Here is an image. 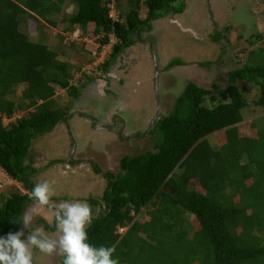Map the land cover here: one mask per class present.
Here are the masks:
<instances>
[{
  "label": "trees",
  "instance_id": "1",
  "mask_svg": "<svg viewBox=\"0 0 264 264\" xmlns=\"http://www.w3.org/2000/svg\"><path fill=\"white\" fill-rule=\"evenodd\" d=\"M70 1L75 6L67 17L70 26L83 33L92 23L93 32L102 34L101 44L114 36L100 65L106 71L151 20L170 10L181 12L184 0H127L128 9L118 17L110 14L112 0ZM60 2L0 0V167L30 192L32 176L42 169L31 166L32 142L52 131L66 113L54 99L55 89L73 98L80 90L69 82L71 65L19 26L22 16L35 23L48 20ZM141 2L147 9L144 18ZM243 82L257 86L253 104L264 109V63L242 61L231 67L223 86L185 84L171 111L154 123L161 137L153 150L123 156L117 173H104V206L87 228L88 243L114 247L119 264H138L137 248L145 254L144 264H264V113L243 121L242 109L250 105ZM30 197L18 190L1 200L0 237L20 231L18 221ZM125 224L124 233L116 232ZM164 227L176 231L170 241L162 236Z\"/></svg>",
  "mask_w": 264,
  "mask_h": 264
},
{
  "label": "rangeland",
  "instance_id": "2",
  "mask_svg": "<svg viewBox=\"0 0 264 264\" xmlns=\"http://www.w3.org/2000/svg\"><path fill=\"white\" fill-rule=\"evenodd\" d=\"M236 1L186 0L185 5L183 1L184 11L178 16L183 25L193 24L201 31L206 28L213 31L214 24L210 20V16L213 14V19L219 24H215L218 28L215 27L217 30L213 31L216 38L220 37L219 32H217L222 29L220 24L226 23V26L230 28V36L224 42L225 53H223V47L219 42L214 43V45L202 43L196 46L194 41L197 40L189 33L182 32L178 25L170 21V16L165 15L152 21L153 30L151 33L148 31L141 33V38H143L140 39L141 41L152 38L153 42L148 39L146 44L138 43L140 46H132L129 54L117 58L110 64L107 71L102 70L100 65L108 57L110 48L115 42L114 36H110L108 43L101 44L102 34L93 32L92 23L88 24L84 34L78 26H70L67 17L75 11V6L70 0H62L58 12H49L46 15L48 20L39 19L35 23L27 16H22L20 29L27 33L31 39H40L45 42L49 48L55 50L57 59L71 65L69 70L72 73V78L69 82L80 90L77 104L85 109L84 112L91 113L93 111L99 124L110 125L111 120L115 119L113 126L108 129H95L87 124L86 116L69 113L66 120L61 119L52 131L34 139L30 151L32 155L31 166L37 168L47 166V164L50 166L48 174L45 171L35 173L32 176L34 186L44 182V179L47 180L56 193L52 198L54 205L62 201L79 200L87 202L93 208V216L103 209L92 206V199L94 197L100 199L99 197L106 187V181L102 182L104 179L102 173L107 171L113 174L117 173L121 157L137 156L152 150L155 139L161 137L158 129L153 130L155 124L150 126L149 122L147 124L145 122L148 119L147 115H154L158 108L154 84L143 81L138 85L136 84L139 78L141 80L150 71L153 72V53L157 60L158 69L164 71L160 74L158 83V94L162 107L160 118L171 111L176 97L188 80H193L200 86L211 88L212 79L208 78L209 80H207L206 77L200 76L202 70L207 71L205 66H209L206 62L208 59L213 58L218 61V58H222L219 66L225 77L228 69L240 66L242 61H248L251 65L264 63V0H242L243 2L239 5H235ZM110 7V14L113 17H118L121 10L125 12L128 9L127 0H112ZM146 10L141 2L139 9L141 18L146 16ZM228 11L230 14L227 13ZM49 21H53L54 24ZM220 38L224 39V33ZM153 43L154 46H152ZM242 48L244 51L239 52ZM223 57L225 63H222ZM172 61L175 63L169 66ZM223 68L225 69L223 70ZM81 83L87 86V90L84 85H80ZM218 83L220 86L224 85V81H218ZM241 85L245 88L244 93L250 103L247 108L242 109L243 121L257 119L264 113L263 108L253 104L258 93L257 86L246 82L241 83ZM94 90L97 92L94 93ZM98 90L104 91V93ZM9 97L15 98L13 94ZM54 99L61 109L68 110L70 106H73L75 98L70 96L65 89L57 87ZM111 111L116 116L110 115ZM13 119V116L4 118L3 122L8 123ZM149 127L151 128L150 133L140 134L144 130H148ZM131 132H134V136L128 137ZM74 144V159L85 156L93 159H88V163L86 161V164L82 166L70 167L67 163V157ZM54 159L60 160L57 163L59 176L56 175V177H54L55 172L53 170L56 163L50 162ZM94 165L100 169L99 172H95ZM18 190L21 193H27V189L22 186L21 182L12 180L0 169V202ZM31 193L28 192L29 195ZM34 210L36 213L32 225L36 227L39 224L44 236L50 239L57 238L59 233L56 229L53 212L44 209L39 212V209L34 207V201H31L25 206L23 215L26 211L34 212ZM44 214L48 226L45 224V219H38ZM137 218L138 216H136ZM188 219L191 223L194 222L193 215H188ZM170 220V218L166 219V221ZM128 227L129 224H125L123 227L117 226L116 232L124 233ZM50 228L55 230L52 231ZM165 229H162L165 232L162 236L170 241V237L176 231L174 228L173 231ZM23 232H26L25 228H23ZM27 236L28 233L22 239H27ZM170 244L174 247V244ZM133 251L136 252L135 260L137 263L144 264L145 254L137 253L138 248ZM36 254V261L39 259L43 262L49 258L48 255L39 251ZM52 257L57 264L62 258L59 256ZM147 262L153 264L150 263V260Z\"/></svg>",
  "mask_w": 264,
  "mask_h": 264
},
{
  "label": "clouds",
  "instance_id": "3",
  "mask_svg": "<svg viewBox=\"0 0 264 264\" xmlns=\"http://www.w3.org/2000/svg\"><path fill=\"white\" fill-rule=\"evenodd\" d=\"M156 82H158V80ZM212 83L213 82L211 81V84ZM157 88L158 86L156 83V87L154 84V89L156 90L155 93L158 94ZM157 102V112L151 125H154L156 119L160 118L162 107L158 98ZM150 129L151 128L149 127V130ZM88 159L90 160V158H87V163ZM59 161L60 160L58 159L50 161L56 163L55 168L53 169L55 172L54 177H56V175L59 176L57 173V163H59ZM91 163L93 164V162ZM48 165L49 164H47V166L40 167L42 169L37 173H43L46 171L48 174L50 167ZM0 169L5 173V175L10 177L1 167ZM59 171L63 173L61 170ZM102 176L106 181L104 173H102ZM10 178L14 180L12 177ZM48 179L51 178L48 177ZM33 187L31 195L28 194V192H30L29 190H27L26 194L31 196L30 198L32 199L31 201H34L35 208L53 212L56 229L59 235L55 239H50L43 235L42 229H37L36 232L33 233V231L29 228H31L33 224L35 213L33 211H26L24 215L22 213V222L18 221V223H22L21 228L23 226V228L26 229V232L24 233L23 230L20 229V231L16 233H9L6 237H0V264H34V250L48 256L62 257V264H119V260L113 258V254L115 253L114 247H95L87 242V228L93 220V208H91L87 202H81L79 200L62 201L59 204L54 205L52 198L56 193L47 180L44 179V182L37 183L35 186L33 184ZM102 195L99 197L100 199H92L93 207L95 206L98 209L103 208L104 201L102 200ZM40 218L41 217L38 219ZM27 233H30L27 236V239H22Z\"/></svg>",
  "mask_w": 264,
  "mask_h": 264
},
{
  "label": "flooded vegetation",
  "instance_id": "4",
  "mask_svg": "<svg viewBox=\"0 0 264 264\" xmlns=\"http://www.w3.org/2000/svg\"><path fill=\"white\" fill-rule=\"evenodd\" d=\"M241 2H243V1L242 0H237L235 5H239V3H241ZM185 4H186V0H184V5ZM184 7L185 6H183V8ZM183 8H182L181 12L184 11ZM181 12H176V11L170 10V11H167L166 13H164L162 16H159L157 18L164 17L165 15H169L170 16V21L173 22L174 24L178 25L180 27V29H181L182 32L189 33L190 35H192V37L194 39H196L197 41H199V42L194 41V42H196V46L198 44H202V43H208V44L214 45V43L219 42L222 45V47H223V53H225L226 47H225V43L224 42L227 41V39H229V36H230V33H229L230 28H228L226 26V23H224L223 25L220 24V26H222V29H221V31H217V32H219L220 37H222V34L224 33V39L223 38H220V37L216 38L213 31L214 30L215 31L217 30V29H215V27L216 28H218V27L215 24H218V23H216L215 20L213 19L214 18L213 14L210 16V18H211L210 20H211L212 24H214L213 31L212 30H209L207 28L204 29V31H201L200 29H197L193 24L192 25H183L182 22H181V20L178 18V16L181 14ZM227 13L230 14V11H228ZM157 18H155V19H157ZM152 21L153 20L150 21V28H148V29H142L141 30V33L144 32V31H148L149 33H151V31L153 30L152 29L153 28ZM182 29H184V30H182ZM140 39H143V38H141V35H140L139 38H136V40H135V42H134V44L132 46H134V45L140 46L138 43L146 44V42H148L146 40H148V39L153 42V39L152 38H147L145 41H141ZM132 46L129 49H126L125 51H127V52H124L121 55H128L129 54V51L132 49ZM152 46H154V43H153ZM152 57H153V60H154L153 72L150 71V73L147 74L145 77H143V79H141V80L139 78L136 81V84L137 85L141 81L146 82V83H148V82L151 83L152 82L153 84H155L154 81H155V79H157L158 82H156V83H157V86H158V83H159V80H160V74L162 72H164V71L158 69V66H157L158 64H157V60H156V57H155V54L154 53H153V56ZM221 59L218 58V61H217V59H213V58H210V60L208 59L206 62H207V64L209 66H205L207 68V71L204 72L202 70L203 73L200 72L202 74L200 76L206 77L207 80L212 79L211 81H214V82H217V83H218V81H224L225 76L223 75L224 73L223 74L221 73L222 70H221V67L219 66V62L222 61ZM211 60H214V61H211ZM155 62H156V69H155ZM222 63H225L224 57H223V62ZM224 69L225 68H223V70ZM85 88L87 90V86H85ZM98 91H100L101 93H104V91H101V90H98ZM93 92L96 93L97 91L94 90ZM90 94H91V92H90ZM155 94H156V98H158L160 100L159 94H157V93H155ZM77 99L78 98H75L74 99L73 106H70L69 109L66 110V113H65V115L63 117H67V115L69 113L70 114H75V115L86 116L87 117V124L91 125L95 129H108L110 126H113V124H114L113 121L115 120L114 118H112L114 120H111L110 125H107V124H104V123L103 124H99L97 122V117H95L93 111L91 113L90 112H87V113L84 112L85 109L82 106H80V105L77 104ZM112 112L113 111H111L110 115H115ZM155 115H156V113L154 115L152 114V116L151 115L150 116L147 115V118L148 119H146V121H145L146 124L148 122H149V124H151L152 121H153V119L155 118ZM63 117H62V119L65 121L66 118H63ZM122 126H123V124H122ZM148 130H144V132H141L140 134L145 133ZM137 132H140V131H137ZM119 136H120V133H119ZM127 139H128V137H127ZM74 153H75V144L73 145L72 150L70 151V153H69V155L67 157V163H69V166L70 167H74L75 168V167L82 166L83 164H86L87 156L74 159L73 158V157H75ZM33 261H34V257H33ZM34 263H35V261H34Z\"/></svg>",
  "mask_w": 264,
  "mask_h": 264
},
{
  "label": "crops",
  "instance_id": "5",
  "mask_svg": "<svg viewBox=\"0 0 264 264\" xmlns=\"http://www.w3.org/2000/svg\"><path fill=\"white\" fill-rule=\"evenodd\" d=\"M150 126H151V124H150ZM152 126H153V125H152ZM134 132H135V131H134ZM134 132H131L132 135L130 134L129 136H130V137L134 136V134H133ZM129 136H128V137H129ZM152 150H153V149H152ZM90 159H93V158H90ZM42 177H44V176H42ZM104 181H105V180L103 179L102 182L104 183ZM72 187H73V186H72ZM72 187H71V188H72ZM74 194H76V193L74 192ZM101 195H102V193H101ZM93 197H94V196H93ZM94 198H97V197H94ZM40 211H41V209H39V212H40ZM47 212H48V211H47ZM47 212H45V213H47ZM34 213H36L35 210H34ZM48 215H49V214H48ZM45 216H46V215L44 214L41 218H43V219L46 220V221H45V224H46V226H48V225H47V222H48V221H47V219H46ZM48 217H49V216H48ZM38 226H40V225L38 224L36 227H34V225H32L31 228H30V230L33 231V233H35L36 230H37V228H38V229H42L41 226H40V227H38ZM50 229H51L52 231L55 230L54 228H50ZM21 230H23V226H22ZM56 232H57V231H56ZM29 234H30V233H29ZM29 234H28V235H29ZM36 253H37V251L34 250V261H35L34 264H57L56 260H55L52 256H49V258H47V259L44 260L43 262H42V260L40 261V260L38 259V261H39V263H38V261H36V255H37Z\"/></svg>",
  "mask_w": 264,
  "mask_h": 264
},
{
  "label": "water",
  "instance_id": "6",
  "mask_svg": "<svg viewBox=\"0 0 264 264\" xmlns=\"http://www.w3.org/2000/svg\"><path fill=\"white\" fill-rule=\"evenodd\" d=\"M155 69H156V62H155ZM156 71V70H155ZM156 74V73H155ZM156 81H157V79H155V87H156Z\"/></svg>",
  "mask_w": 264,
  "mask_h": 264
}]
</instances>
